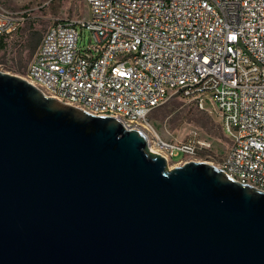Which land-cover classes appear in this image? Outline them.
I'll list each match as a JSON object with an SVG mask.
<instances>
[{"label": "water", "instance_id": "1", "mask_svg": "<svg viewBox=\"0 0 264 264\" xmlns=\"http://www.w3.org/2000/svg\"><path fill=\"white\" fill-rule=\"evenodd\" d=\"M0 264H264V192L0 71Z\"/></svg>", "mask_w": 264, "mask_h": 264}, {"label": "built area", "instance_id": "2", "mask_svg": "<svg viewBox=\"0 0 264 264\" xmlns=\"http://www.w3.org/2000/svg\"><path fill=\"white\" fill-rule=\"evenodd\" d=\"M84 1L87 17L48 24L23 80L138 128L166 163L193 156L197 146L162 140L148 113L174 95L200 109L208 103L229 140L217 168L264 192V0ZM25 11L0 3V40L14 38ZM77 27L89 33L84 49Z\"/></svg>", "mask_w": 264, "mask_h": 264}, {"label": "rangeland", "instance_id": "3", "mask_svg": "<svg viewBox=\"0 0 264 264\" xmlns=\"http://www.w3.org/2000/svg\"><path fill=\"white\" fill-rule=\"evenodd\" d=\"M0 3L10 9L26 10L18 39L0 46V71L20 78H23L42 33L52 20L85 18L88 15L84 0H0ZM77 32L79 49L91 45L87 30L77 27ZM147 120L162 140H191L197 146L193 156L183 157L179 153L172 157V161L166 163L169 169L179 165L175 162L177 159L207 162L217 167L229 144L220 129L216 112L208 103L200 109L174 95L152 109Z\"/></svg>", "mask_w": 264, "mask_h": 264}, {"label": "bare ground", "instance_id": "4", "mask_svg": "<svg viewBox=\"0 0 264 264\" xmlns=\"http://www.w3.org/2000/svg\"><path fill=\"white\" fill-rule=\"evenodd\" d=\"M23 79V78H22ZM123 125V123H121ZM123 127H125V125H123ZM135 130H137L138 132H140L141 134H143L138 128H133ZM144 136V135H143ZM151 153H155L161 157H163L158 151H156L154 148H152L151 146L147 148ZM216 167V166H215ZM217 168V167H216Z\"/></svg>", "mask_w": 264, "mask_h": 264}, {"label": "crops", "instance_id": "5", "mask_svg": "<svg viewBox=\"0 0 264 264\" xmlns=\"http://www.w3.org/2000/svg\"><path fill=\"white\" fill-rule=\"evenodd\" d=\"M19 30H20V28H19ZM19 30L17 31V33H16V35L14 36V38L11 40V41H6L5 40V42H4V40H0V46L2 47H4V43L6 44V43H8V42H14V41H16L17 39H18V32H19Z\"/></svg>", "mask_w": 264, "mask_h": 264}]
</instances>
